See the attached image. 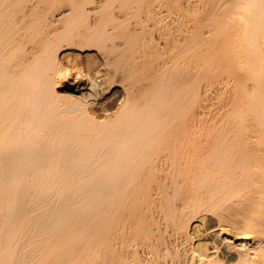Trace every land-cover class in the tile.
I'll return each instance as SVG.
<instances>
[{
	"label": "bare ground",
	"instance_id": "6f19581e",
	"mask_svg": "<svg viewBox=\"0 0 264 264\" xmlns=\"http://www.w3.org/2000/svg\"><path fill=\"white\" fill-rule=\"evenodd\" d=\"M263 40L264 0H0V264H264Z\"/></svg>",
	"mask_w": 264,
	"mask_h": 264
},
{
	"label": "rangeland",
	"instance_id": "374dc122",
	"mask_svg": "<svg viewBox=\"0 0 264 264\" xmlns=\"http://www.w3.org/2000/svg\"><path fill=\"white\" fill-rule=\"evenodd\" d=\"M55 2V1H54ZM55 3H57L56 5L58 6L59 5V1L58 2H55ZM56 6V7H57ZM48 7H52V5L51 6H48ZM54 7H55V4H54ZM87 22H89V20L87 21ZM88 25H89V23H87ZM87 25V26H88ZM83 25H78V24H74L73 25V27L71 28V32H70V34H69V36H68V38H70L71 36V38L68 40L66 37V39H67V41L66 42H62L61 41V39H59V41L58 40H55L56 42L58 41V42H60L61 44H59V46H60V48H59V46L57 45V44H55L54 42H53V45L54 46H56V47H54V48H56V50L58 49V51L57 52H55V54H56V56H61L63 53H68V55L67 56H65V57H62V58H64V59H59V61L61 62H59V64L61 65L60 67L61 68H63V69H65V73L63 72V74L62 75H66V77H65V75L64 76H62V84H69L71 81H72V78H73V74L75 73V71L74 70H76L77 68H81V69H84L85 67H86V65H88V61H91L92 59H93V57H94V60H96V58H98L97 60H100L99 59V56L102 54V53H100V55H99V51L101 52L102 50H98V48H96L97 49V52H98V54L97 53H95L96 51H95V49L94 50H92V48H95V46H91V43L90 44H88L87 42V44H85V46H86V48H84V44L83 43H81L80 42V39H81V37H82V39H86V38H83L84 37V35H83V30H84V28L86 27V25L84 26V28L82 27ZM61 30V28H58V32ZM86 29V28H85ZM81 31H83L82 33H81ZM79 33H80V37H78V35H79ZM64 39V38H63ZM62 39V40H63ZM65 39V40H66ZM65 40H63V41H65ZM82 41V40H81ZM84 41H86V40H84ZM84 41H82V42H84ZM264 41V40H263ZM79 42H80V45L81 44H83V46H81L82 48H79L80 46H78L79 45ZM85 43V42H84ZM89 45H90V47H89ZM63 46H66V48L65 47H63ZM89 49H88V48ZM62 48V49H61ZM82 49V50H81ZM87 49V50H86ZM55 50V49H54ZM55 50V51H56ZM64 50V51H63ZM62 53V54H61ZM85 54V55H84ZM89 54H90V58L92 57L91 55H93V57L91 58V60H90V58H89V60H88V56H89ZM66 55V54H65ZM84 55V57L85 58H83L82 56ZM88 55V56H87ZM95 55V56H94ZM99 55V56H98ZM64 56V55H63ZM87 61V62H86ZM76 68V69H75ZM71 69V70H70ZM67 73V74H66ZM69 82V83H68ZM57 90V92H59V93H65V94H67V93H69L67 90H65V89H60L59 87L56 89ZM214 222H203V223H197V226H199V228H198V230H197V227H196V229H190L189 227L187 228V231H186V233L188 234L189 232H190V230H196V232H197V234H195L194 233V231H193V233L195 234H191V232L188 234V235H190L189 237L190 238H192L191 239V241H192V243H195V241H196V243H195V245L199 242V241H201V242H199V243H203V242H208V246H210L209 245V243H210V241H211V239H213L214 237H211V235L216 231V225L215 224H213ZM194 225H196V224H194ZM212 225V226H211ZM210 226H211V228H210ZM214 230H213V229ZM204 230V231H203ZM209 230V231H208ZM212 230V231H211ZM189 231V232H188ZM211 234V235H210ZM196 235H198L196 238L198 239V240H196V238L194 237V236H196ZM199 235H201V236H199ZM203 236V237H202ZM211 237V239H210V237ZM220 236V235H219ZM226 235H224V234H222L221 235V237L223 238V237H225ZM194 237V238H193ZM200 237V238H199ZM216 237H217V235H216ZM216 237L214 238V239H216ZM206 238V239H205ZM218 238V237H217ZM228 238V237H227ZM200 239V240H199ZM203 239V240H202ZM209 239H210V241H209ZM219 239V238H218ZM209 252H211V250H209Z\"/></svg>",
	"mask_w": 264,
	"mask_h": 264
}]
</instances>
